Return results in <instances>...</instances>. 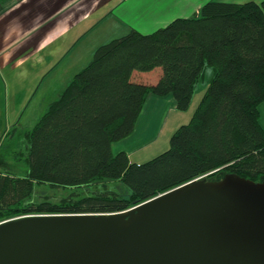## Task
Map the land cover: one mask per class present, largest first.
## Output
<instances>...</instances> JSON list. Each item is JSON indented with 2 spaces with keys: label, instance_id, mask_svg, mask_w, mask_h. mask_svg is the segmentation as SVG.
<instances>
[{
  "label": "trees",
  "instance_id": "16d2710c",
  "mask_svg": "<svg viewBox=\"0 0 264 264\" xmlns=\"http://www.w3.org/2000/svg\"><path fill=\"white\" fill-rule=\"evenodd\" d=\"M208 67L213 77L168 149L142 163L114 151V143L133 133L150 96L172 95L178 110H188ZM263 102L264 1L211 0L152 33L131 29L99 45L24 132L26 150L14 156L27 163L26 173L9 170L7 156L1 161L0 221L124 211L200 177L235 173L264 181ZM112 181L129 194L111 188ZM38 184L89 190L36 200Z\"/></svg>",
  "mask_w": 264,
  "mask_h": 264
},
{
  "label": "water",
  "instance_id": "95a60500",
  "mask_svg": "<svg viewBox=\"0 0 264 264\" xmlns=\"http://www.w3.org/2000/svg\"><path fill=\"white\" fill-rule=\"evenodd\" d=\"M0 264H264V181L227 173L124 211L5 219Z\"/></svg>",
  "mask_w": 264,
  "mask_h": 264
},
{
  "label": "crops",
  "instance_id": "0c3cea01",
  "mask_svg": "<svg viewBox=\"0 0 264 264\" xmlns=\"http://www.w3.org/2000/svg\"><path fill=\"white\" fill-rule=\"evenodd\" d=\"M208 1L211 0L0 1V130L3 125L8 131L18 129L29 121L42 84L59 66L84 67L99 45L131 29L152 33L175 18L194 15ZM69 69L65 71L66 80L72 76ZM173 109L178 108L172 95L150 96L133 133L114 143V151L124 150L130 161L144 162L142 158L132 160V154L143 151L157 136L160 123ZM263 119L264 102L260 105L264 127Z\"/></svg>",
  "mask_w": 264,
  "mask_h": 264
},
{
  "label": "rangeland",
  "instance_id": "374dc122",
  "mask_svg": "<svg viewBox=\"0 0 264 264\" xmlns=\"http://www.w3.org/2000/svg\"><path fill=\"white\" fill-rule=\"evenodd\" d=\"M83 68L82 65L73 66L70 69L68 67H58L56 68V71L51 75V77L48 78L47 83H43L41 90L39 94L37 95V98H39V102L36 103L34 108L31 112H33L29 116V121L22 125V127H18L17 131H14L11 133L10 137L6 136L7 133L10 131L7 130L6 125H3L0 130V144L4 145V148H1L2 151H0V163L3 160L9 161L10 165H5L9 170L17 173V174H25L28 165L24 160L17 159L14 155L19 150H26L27 141L25 140L24 132L30 128H32L41 118V116L45 113L47 110V107L49 104L58 98L61 91L66 87L67 83L66 81H71V79L78 71H80ZM69 69V73L72 75L71 78L65 79V71ZM213 77V70L212 68L208 67L206 69L204 78L201 79L195 88L191 106L188 110H178L173 109L170 110L167 117L163 118L160 116V130H158L157 136L153 138L151 142L143 149V151L138 152L136 155L132 154V160L134 159H143L144 162L152 159L153 157L157 156L158 154L162 153L170 146V138L175 132V130L189 122L191 115L196 108L197 104L199 103L205 89L209 85L211 79ZM264 120V119H263ZM152 134V132H150ZM139 136V131H138ZM142 134V132H141ZM9 152V155L6 153ZM117 151L116 153H118ZM12 153V154H11ZM145 154H148L147 158L144 157ZM3 164V163H2ZM0 165V169H2ZM222 175V174H221ZM109 185L111 188L118 191L121 195H128L129 191L128 189L120 182H109ZM92 188V187H91ZM84 192L88 191L89 188L86 189H75V188H63V187H52L48 184H38L35 186V198L36 200L42 199L45 196H50L53 199H60L62 197L68 196L71 192L74 191ZM21 216V215H19ZM16 217V216H15ZM12 218V217H11ZM9 219V218H8Z\"/></svg>",
  "mask_w": 264,
  "mask_h": 264
},
{
  "label": "built area",
  "instance_id": "2783aa9c",
  "mask_svg": "<svg viewBox=\"0 0 264 264\" xmlns=\"http://www.w3.org/2000/svg\"><path fill=\"white\" fill-rule=\"evenodd\" d=\"M200 178H205V177H200ZM200 178H198V179H200ZM26 215V214H25Z\"/></svg>",
  "mask_w": 264,
  "mask_h": 264
}]
</instances>
